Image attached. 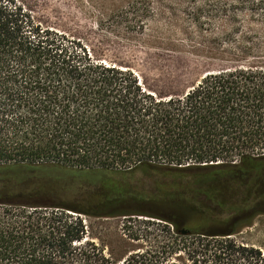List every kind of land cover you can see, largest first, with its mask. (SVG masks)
Listing matches in <instances>:
<instances>
[{"label": "trees", "instance_id": "obj_1", "mask_svg": "<svg viewBox=\"0 0 264 264\" xmlns=\"http://www.w3.org/2000/svg\"><path fill=\"white\" fill-rule=\"evenodd\" d=\"M155 15L237 64L169 94L0 0V264H264V0Z\"/></svg>", "mask_w": 264, "mask_h": 264}, {"label": "rangeland", "instance_id": "obj_2", "mask_svg": "<svg viewBox=\"0 0 264 264\" xmlns=\"http://www.w3.org/2000/svg\"><path fill=\"white\" fill-rule=\"evenodd\" d=\"M25 1L32 5L34 16L42 25L81 39L102 61L129 68L169 94L186 92L208 71L237 64L225 49L179 32H167L162 24L165 19L155 15L158 0ZM142 220L136 217L131 221L136 224ZM126 221V217H117L90 223L94 230H118ZM241 235L264 251V216L255 218ZM93 240L113 242L110 237ZM125 252H115L114 256Z\"/></svg>", "mask_w": 264, "mask_h": 264}, {"label": "water", "instance_id": "obj_3", "mask_svg": "<svg viewBox=\"0 0 264 264\" xmlns=\"http://www.w3.org/2000/svg\"><path fill=\"white\" fill-rule=\"evenodd\" d=\"M179 233L181 235H189V231H185V230H180Z\"/></svg>", "mask_w": 264, "mask_h": 264}]
</instances>
